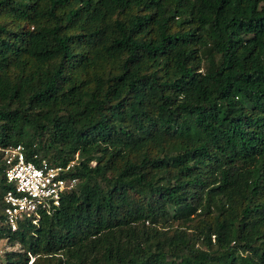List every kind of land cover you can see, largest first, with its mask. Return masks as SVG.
Wrapping results in <instances>:
<instances>
[{"label": "trees", "instance_id": "1", "mask_svg": "<svg viewBox=\"0 0 264 264\" xmlns=\"http://www.w3.org/2000/svg\"><path fill=\"white\" fill-rule=\"evenodd\" d=\"M77 161L1 264H264V0H0V148Z\"/></svg>", "mask_w": 264, "mask_h": 264}, {"label": "built area", "instance_id": "2", "mask_svg": "<svg viewBox=\"0 0 264 264\" xmlns=\"http://www.w3.org/2000/svg\"><path fill=\"white\" fill-rule=\"evenodd\" d=\"M5 164L4 177L8 189L4 194L5 222L11 231L19 221L37 224L42 214H51L61 198L71 193L78 178L71 175L77 161L52 164L45 158L26 159L22 145L0 148Z\"/></svg>", "mask_w": 264, "mask_h": 264}, {"label": "rangeland", "instance_id": "3", "mask_svg": "<svg viewBox=\"0 0 264 264\" xmlns=\"http://www.w3.org/2000/svg\"><path fill=\"white\" fill-rule=\"evenodd\" d=\"M12 249H16V246H10L6 239H0V264L4 253Z\"/></svg>", "mask_w": 264, "mask_h": 264}]
</instances>
